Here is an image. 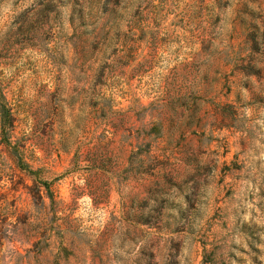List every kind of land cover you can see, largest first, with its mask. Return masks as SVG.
Here are the masks:
<instances>
[{
    "label": "rangeland",
    "instance_id": "rangeland-1",
    "mask_svg": "<svg viewBox=\"0 0 264 264\" xmlns=\"http://www.w3.org/2000/svg\"><path fill=\"white\" fill-rule=\"evenodd\" d=\"M0 264H264V0H0Z\"/></svg>",
    "mask_w": 264,
    "mask_h": 264
},
{
    "label": "trees",
    "instance_id": "trees-1",
    "mask_svg": "<svg viewBox=\"0 0 264 264\" xmlns=\"http://www.w3.org/2000/svg\"><path fill=\"white\" fill-rule=\"evenodd\" d=\"M2 105H1V109H2ZM12 114L9 108L3 109V118L7 119V120H11Z\"/></svg>",
    "mask_w": 264,
    "mask_h": 264
}]
</instances>
